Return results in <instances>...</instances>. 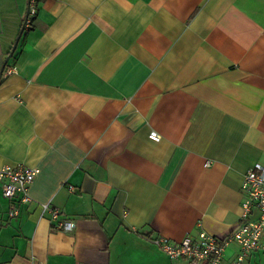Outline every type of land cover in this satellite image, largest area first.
<instances>
[{"label":"crops","instance_id":"0c3cea01","mask_svg":"<svg viewBox=\"0 0 264 264\" xmlns=\"http://www.w3.org/2000/svg\"><path fill=\"white\" fill-rule=\"evenodd\" d=\"M29 4L0 0V72L24 28L0 78V168L40 172L28 203L0 185V264H206L154 239L240 222L243 175L264 165V0H39L26 24Z\"/></svg>","mask_w":264,"mask_h":264},{"label":"built area","instance_id":"2783aa9c","mask_svg":"<svg viewBox=\"0 0 264 264\" xmlns=\"http://www.w3.org/2000/svg\"><path fill=\"white\" fill-rule=\"evenodd\" d=\"M30 0L26 24L31 23V17L37 13V2ZM12 73V68L6 70ZM150 138L159 141L161 135L157 131L150 133ZM38 167L26 165L4 166L0 168V185L3 195L10 199L20 197L21 203L31 200L29 187L39 174ZM241 189L244 194L242 211L238 226L223 238H218L202 231L197 237L187 235L177 243L169 241L165 237L154 239L155 244L171 258H187L191 261L206 262V264H221L225 248L232 242L240 246V252L230 264H245V260L255 250L264 251V165L257 163L243 175ZM44 209H49L45 204ZM20 211L17 204L9 211L10 217H15ZM53 218H58L60 211L50 209ZM255 212L257 215L254 217ZM59 229L72 231L75 224L69 220H60Z\"/></svg>","mask_w":264,"mask_h":264},{"label":"water","instance_id":"95a60500","mask_svg":"<svg viewBox=\"0 0 264 264\" xmlns=\"http://www.w3.org/2000/svg\"><path fill=\"white\" fill-rule=\"evenodd\" d=\"M23 29H24V28H23ZM23 29H21V31H20V33H19V35H18V37H17V39H16V41H15V44H14V46H13V49H12L11 54L6 58V60H5L4 64H3V66H2V69H1V72H0V78L2 77L5 68L8 66L9 59L11 58L13 52L15 51V49H16V47H17L18 41L20 40L21 35H22V33H23Z\"/></svg>","mask_w":264,"mask_h":264}]
</instances>
